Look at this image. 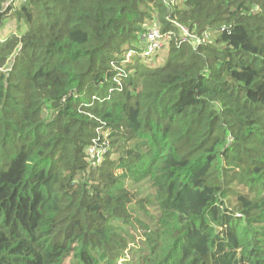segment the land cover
<instances>
[{
    "label": "trees",
    "instance_id": "1",
    "mask_svg": "<svg viewBox=\"0 0 264 264\" xmlns=\"http://www.w3.org/2000/svg\"><path fill=\"white\" fill-rule=\"evenodd\" d=\"M8 24L0 264H264V0H0ZM150 28L165 56L126 63Z\"/></svg>",
    "mask_w": 264,
    "mask_h": 264
},
{
    "label": "built area",
    "instance_id": "2",
    "mask_svg": "<svg viewBox=\"0 0 264 264\" xmlns=\"http://www.w3.org/2000/svg\"><path fill=\"white\" fill-rule=\"evenodd\" d=\"M180 34L178 35V40L180 44L182 43H192L197 46L199 44H205L210 39L209 33H204L199 35L195 32H191L188 28L179 26ZM173 33L167 32L163 33L158 28L148 29L141 37L142 44L139 49L129 50L125 55V62L131 63L135 59H148L154 57L156 54L160 53L166 49L169 45V41L172 39ZM108 142H104L99 145L98 142H95L92 145L88 153L95 164L99 165L105 155L107 154Z\"/></svg>",
    "mask_w": 264,
    "mask_h": 264
},
{
    "label": "rangeland",
    "instance_id": "3",
    "mask_svg": "<svg viewBox=\"0 0 264 264\" xmlns=\"http://www.w3.org/2000/svg\"><path fill=\"white\" fill-rule=\"evenodd\" d=\"M12 28H14V26L12 24H8V25H6L5 28L0 30V34H5V33L7 34L9 32V30H11ZM166 50H167V48L160 52V57L161 58H163V56H165ZM122 262L123 261H121L119 264H124ZM69 264H71V262Z\"/></svg>",
    "mask_w": 264,
    "mask_h": 264
}]
</instances>
